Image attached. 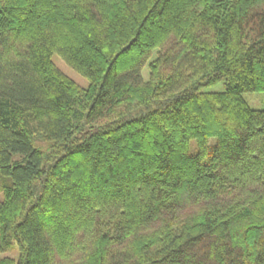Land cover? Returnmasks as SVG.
<instances>
[{
	"label": "trees",
	"instance_id": "1",
	"mask_svg": "<svg viewBox=\"0 0 264 264\" xmlns=\"http://www.w3.org/2000/svg\"><path fill=\"white\" fill-rule=\"evenodd\" d=\"M247 92L264 0H0V264H264Z\"/></svg>",
	"mask_w": 264,
	"mask_h": 264
},
{
	"label": "rangeland",
	"instance_id": "2",
	"mask_svg": "<svg viewBox=\"0 0 264 264\" xmlns=\"http://www.w3.org/2000/svg\"><path fill=\"white\" fill-rule=\"evenodd\" d=\"M156 56V54H155ZM54 62L58 65V67L64 71L68 76H70L73 80H75L78 84H80L83 87H88L89 86V81L86 79L84 76H82L80 73L72 69L70 66L67 65V63L59 56V55H54L53 56ZM143 77L146 80H149L150 77V69L147 66L144 71H143ZM224 90L223 84H219L215 87H212L209 89V91H222ZM243 97L245 100L249 103V105L254 108V109H259L263 110L264 109V92H247L243 94ZM38 145L40 147L48 148L49 144L42 140H38ZM196 146V142L192 143V149L194 150ZM8 179L10 180L9 177H3L1 179V183H7ZM4 198L3 192H0V200ZM20 255V248L18 243H15V245L10 249L7 250L3 253H0V259L5 258V257H13L18 259Z\"/></svg>",
	"mask_w": 264,
	"mask_h": 264
}]
</instances>
